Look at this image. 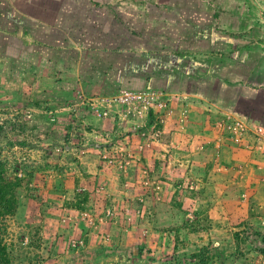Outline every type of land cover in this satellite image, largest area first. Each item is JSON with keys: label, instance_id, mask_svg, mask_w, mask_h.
Here are the masks:
<instances>
[{"label": "rangeland", "instance_id": "rangeland-1", "mask_svg": "<svg viewBox=\"0 0 264 264\" xmlns=\"http://www.w3.org/2000/svg\"><path fill=\"white\" fill-rule=\"evenodd\" d=\"M15 2L0 160L25 186L6 264H264V0ZM16 18L26 61L4 52ZM202 93L232 114L225 134L241 121L239 150H186Z\"/></svg>", "mask_w": 264, "mask_h": 264}, {"label": "crops", "instance_id": "crops-1", "mask_svg": "<svg viewBox=\"0 0 264 264\" xmlns=\"http://www.w3.org/2000/svg\"><path fill=\"white\" fill-rule=\"evenodd\" d=\"M23 1L25 0H16L15 5L18 8L22 7ZM30 20L28 18H25V20L16 18L12 21L17 26L12 27L11 29L13 30H11L10 34L3 39L5 45L4 52L7 58L26 61L33 56L34 49L28 40L29 37H32V33H34ZM241 43L242 41L237 42V44L235 42H228L227 47L229 50H232L231 48L233 47H240ZM235 51L240 52L239 49ZM145 84L146 81L143 78H135L127 82L128 87L136 89L144 87ZM202 94L204 102L203 104H199L200 107L194 104V102L191 103L192 115L187 122L184 136L186 150H239L237 143L234 142L239 137V131L234 128L233 119L228 123L230 124L228 135L225 134L227 128L226 117L228 119L232 118V114H228L226 111L224 101L222 102L219 97L212 101L208 99L205 93ZM209 110L210 112H207ZM215 125L217 128H215ZM178 134L177 132L173 135L177 141L180 139Z\"/></svg>", "mask_w": 264, "mask_h": 264}, {"label": "trees", "instance_id": "trees-1", "mask_svg": "<svg viewBox=\"0 0 264 264\" xmlns=\"http://www.w3.org/2000/svg\"><path fill=\"white\" fill-rule=\"evenodd\" d=\"M5 164L0 160V264H6V251L3 243L4 218L19 206L20 189L24 187L23 179L10 178Z\"/></svg>", "mask_w": 264, "mask_h": 264}, {"label": "built area", "instance_id": "built-area-1", "mask_svg": "<svg viewBox=\"0 0 264 264\" xmlns=\"http://www.w3.org/2000/svg\"><path fill=\"white\" fill-rule=\"evenodd\" d=\"M233 123H234V128H236V129L242 127L241 121H239V120H235V122H233ZM141 135L144 136L145 133H142Z\"/></svg>", "mask_w": 264, "mask_h": 264}]
</instances>
